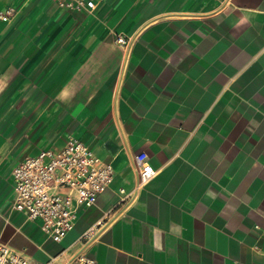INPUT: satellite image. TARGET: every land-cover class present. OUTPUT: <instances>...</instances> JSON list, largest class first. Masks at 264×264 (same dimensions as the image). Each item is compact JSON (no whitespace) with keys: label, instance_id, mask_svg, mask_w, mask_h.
I'll return each instance as SVG.
<instances>
[{"label":"crops","instance_id":"0c3cea01","mask_svg":"<svg viewBox=\"0 0 264 264\" xmlns=\"http://www.w3.org/2000/svg\"><path fill=\"white\" fill-rule=\"evenodd\" d=\"M8 8L0 244L32 264L79 252L12 208L13 169L73 137L114 169L76 224L101 223L93 264H264V0H95L90 13L0 0ZM141 154L156 174L136 187Z\"/></svg>","mask_w":264,"mask_h":264},{"label":"built area","instance_id":"2783aa9c","mask_svg":"<svg viewBox=\"0 0 264 264\" xmlns=\"http://www.w3.org/2000/svg\"><path fill=\"white\" fill-rule=\"evenodd\" d=\"M61 9L90 13L95 0H52ZM16 14L13 8L0 13V20L10 22ZM116 43L125 50L130 39L118 36ZM137 186L149 182L155 171L148 157L141 154L133 163ZM114 169L101 161L93 151L75 138H69L59 150L40 151L24 158L12 171V208L25 221L38 226L45 241L62 244L76 227L82 211L93 208L98 197L111 184ZM122 192V191H121ZM101 223L87 228L74 241L79 252L71 258H50L44 264H93L87 248L97 235ZM0 264H32L24 252L0 244Z\"/></svg>","mask_w":264,"mask_h":264},{"label":"rangeland","instance_id":"374dc122","mask_svg":"<svg viewBox=\"0 0 264 264\" xmlns=\"http://www.w3.org/2000/svg\"><path fill=\"white\" fill-rule=\"evenodd\" d=\"M84 228L82 225L78 224L74 230L70 233V235L67 237V239L62 243V245L67 247L69 244H71L78 236L83 232Z\"/></svg>","mask_w":264,"mask_h":264}]
</instances>
